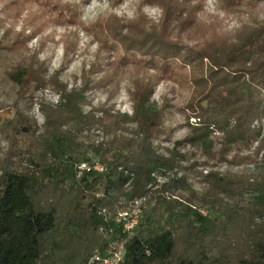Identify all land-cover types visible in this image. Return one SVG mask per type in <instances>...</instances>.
I'll use <instances>...</instances> for the list:
<instances>
[{
  "label": "trees",
  "instance_id": "trees-1",
  "mask_svg": "<svg viewBox=\"0 0 264 264\" xmlns=\"http://www.w3.org/2000/svg\"><path fill=\"white\" fill-rule=\"evenodd\" d=\"M155 1L162 22L131 21L138 35L126 50L133 47L158 78L188 90L194 119L163 154L153 145L164 129L150 84L130 94V115L119 114L0 57V73L19 92L51 87L58 96L55 104H37L42 125L16 108L0 126V264H87L112 241L123 245L122 264H264V26L179 49L167 33L180 27L187 35L190 11ZM186 146L204 160L188 165ZM95 161L103 174L77 176L79 164ZM196 169L200 193L185 174ZM135 202L140 218L127 235L112 217Z\"/></svg>",
  "mask_w": 264,
  "mask_h": 264
},
{
  "label": "rangeland",
  "instance_id": "rangeland-1",
  "mask_svg": "<svg viewBox=\"0 0 264 264\" xmlns=\"http://www.w3.org/2000/svg\"><path fill=\"white\" fill-rule=\"evenodd\" d=\"M172 3L176 12L190 11L188 26L193 27L187 35L179 31L180 27L172 29L175 34L167 33V42L179 49L212 37L232 38L245 26H264V0H211V3L172 0ZM146 8L158 10V15H150ZM162 18L155 0H96L95 6L93 0H0V57L14 67H33L38 81L57 82L66 91L83 90L90 107H103L119 114L130 115V94L138 84H150L154 90L151 98L163 111L164 129L153 145L163 154L165 148L171 149L175 142L183 140L188 134L187 126L194 123V119H188L186 110L188 90L174 81L158 78L145 60L136 58L133 47L126 50L138 35L131 30V21L146 20L149 27L157 28ZM178 34L179 44L175 41ZM127 35L130 41L126 45L123 40L129 39ZM31 88L19 92L0 73V126L13 116L16 108L34 117L39 126L43 124L37 104H55L58 99L52 98L58 96L51 87L36 91V86ZM88 109L84 107L83 111ZM90 137L101 141L97 132H91ZM4 149L0 138V157ZM181 150L187 154L188 165L204 160L195 148L186 146ZM188 165L183 163L185 167ZM245 168L253 171L252 166ZM219 170L239 173L242 168L221 166ZM200 171H185L191 188L199 193L204 189L198 177Z\"/></svg>",
  "mask_w": 264,
  "mask_h": 264
},
{
  "label": "built area",
  "instance_id": "built-area-1",
  "mask_svg": "<svg viewBox=\"0 0 264 264\" xmlns=\"http://www.w3.org/2000/svg\"><path fill=\"white\" fill-rule=\"evenodd\" d=\"M76 169L77 176H80L83 173L103 174L106 170L103 164L96 161L87 164L81 163ZM139 203L140 202H135L134 204L129 205L126 210H122L112 217L114 224L121 228L122 233L128 235L132 233L137 226L141 213ZM99 213L106 218L107 213L105 210H101ZM123 259V245L117 241H112L103 253L96 251L88 260L87 264H122Z\"/></svg>",
  "mask_w": 264,
  "mask_h": 264
},
{
  "label": "clouds",
  "instance_id": "clouds-1",
  "mask_svg": "<svg viewBox=\"0 0 264 264\" xmlns=\"http://www.w3.org/2000/svg\"><path fill=\"white\" fill-rule=\"evenodd\" d=\"M209 3H211V0H209ZM96 5V0H93V6H95ZM106 6V5H105ZM145 11L146 12H149V14L150 15H158V10H156V9H151V10H149V9H145ZM129 16H131V13H129ZM33 43H35V41L33 42ZM62 51V50H61ZM59 59V54H58V56H57V60ZM52 99H58V98H55V97H53ZM126 110H128V109H126ZM39 119L41 120V122L43 121V118L42 117H39Z\"/></svg>",
  "mask_w": 264,
  "mask_h": 264
}]
</instances>
